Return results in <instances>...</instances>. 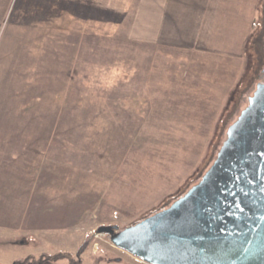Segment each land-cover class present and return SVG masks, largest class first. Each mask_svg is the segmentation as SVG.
I'll return each instance as SVG.
<instances>
[{
    "label": "rangeland",
    "instance_id": "obj_1",
    "mask_svg": "<svg viewBox=\"0 0 264 264\" xmlns=\"http://www.w3.org/2000/svg\"><path fill=\"white\" fill-rule=\"evenodd\" d=\"M8 1L10 14L18 0ZM47 1L51 12L53 0H40V7L48 9ZM75 1L55 0L54 28L49 35V28L40 27L37 53L27 51L35 41L28 38L18 47L22 53L0 57V109L16 108L12 123L24 131L10 146L14 151L3 180L16 171L24 189L30 183L28 189L40 198V222L35 219L40 229L22 233L17 241L20 232L0 235V264H147L115 247L98 228L132 225L195 183L264 79V0L244 54V84L232 86L209 132L177 116L188 110L183 99L194 95L195 87L137 85L135 63L129 62L134 54L116 44L118 30L97 29L86 20L87 6L83 15L73 14ZM94 1L81 0L89 7ZM16 56L22 58V74L6 77ZM27 168L33 175L22 177Z\"/></svg>",
    "mask_w": 264,
    "mask_h": 264
},
{
    "label": "crops",
    "instance_id": "obj_2",
    "mask_svg": "<svg viewBox=\"0 0 264 264\" xmlns=\"http://www.w3.org/2000/svg\"><path fill=\"white\" fill-rule=\"evenodd\" d=\"M95 1L90 7L81 0L73 2V14L83 15L80 11L83 6H87L86 11L90 12L86 15H90V20H86L94 21L97 29L99 27L102 32L105 27L112 31L118 30V34H114L119 37L116 44L121 48L126 46L128 53L134 54V60L129 59V62L135 63V79L139 80L136 81L137 85L143 84L144 88L151 90L150 84L154 81L164 85L187 84L195 87V90L191 89L196 92H191L195 96L185 91L190 94L183 99V102L187 101L188 110L177 111V116H181L183 122L191 120L190 125L211 131V121L220 110L225 109L226 105L224 107L222 102L232 86L242 83L240 78L244 54L249 50L256 34L263 0ZM44 2L42 3L47 5ZM47 2L48 9L40 7V0H18L15 11L9 14L11 4L8 0H0L1 58V55L9 56L11 52L22 53L24 50L18 47L23 48L25 42L28 43V38H35L36 42L32 41L33 47L27 51L38 52L34 47L38 49L41 42L38 35L40 27L49 28L47 33L50 35V28H54L53 23L56 21L55 0L51 12L52 5L49 6L50 2ZM105 7L109 12L104 16ZM45 10L47 15L41 16ZM81 45L84 47L85 43ZM19 57L12 59L6 75H18V70L22 74L23 64L19 63L22 58ZM138 58L141 59L137 61ZM35 68L36 65L31 66L27 71ZM146 79L148 82H145ZM15 109H0V235L20 232L15 237L17 241L19 235L40 229V198L38 192L28 189L30 183L24 189V180L18 178L16 171L10 172L7 180H3L10 164L9 157H12L14 151V147L10 146L15 142L16 134L24 132L19 128L17 130V123H12V117L17 115L14 114L17 112ZM193 116L199 118L193 120ZM8 119H11L9 123ZM204 148L207 149V145ZM206 155L208 157L209 153ZM199 158L197 157V161ZM20 167L24 169L25 166ZM24 171L27 174H21L22 177L33 175L29 174L32 169ZM187 181L188 178L185 185ZM35 219L39 220L37 224Z\"/></svg>",
    "mask_w": 264,
    "mask_h": 264
},
{
    "label": "water",
    "instance_id": "obj_3",
    "mask_svg": "<svg viewBox=\"0 0 264 264\" xmlns=\"http://www.w3.org/2000/svg\"><path fill=\"white\" fill-rule=\"evenodd\" d=\"M147 264H264V79L201 177L132 225H102Z\"/></svg>",
    "mask_w": 264,
    "mask_h": 264
},
{
    "label": "trees",
    "instance_id": "obj_4",
    "mask_svg": "<svg viewBox=\"0 0 264 264\" xmlns=\"http://www.w3.org/2000/svg\"><path fill=\"white\" fill-rule=\"evenodd\" d=\"M208 165H209V164H208ZM203 172H204V171H203ZM203 172H202V174H203ZM202 174H201V175H202ZM184 192H185V191H184ZM176 198H177V197H176ZM168 204H169V203H168ZM166 206H167V205H166ZM164 207H165V206H164ZM156 211H157V210H156ZM154 212H155V211H154ZM137 221H138V220H137ZM137 221H135V222H137Z\"/></svg>",
    "mask_w": 264,
    "mask_h": 264
},
{
    "label": "flooded vegetation",
    "instance_id": "obj_5",
    "mask_svg": "<svg viewBox=\"0 0 264 264\" xmlns=\"http://www.w3.org/2000/svg\"><path fill=\"white\" fill-rule=\"evenodd\" d=\"M263 74H264V72H263Z\"/></svg>",
    "mask_w": 264,
    "mask_h": 264
}]
</instances>
